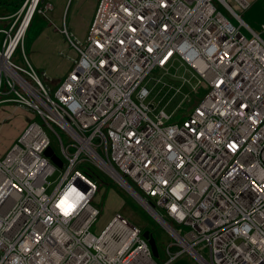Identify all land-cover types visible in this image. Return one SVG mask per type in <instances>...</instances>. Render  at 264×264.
<instances>
[{"label": "built area", "instance_id": "obj_1", "mask_svg": "<svg viewBox=\"0 0 264 264\" xmlns=\"http://www.w3.org/2000/svg\"><path fill=\"white\" fill-rule=\"evenodd\" d=\"M249 4L97 0L82 41L59 29L76 58L52 92L26 58L25 68L11 61L52 3L0 14L12 71L0 63V103L32 112L0 158V264H156L119 214L90 232L92 172L130 186L156 216L170 237L160 264H264V40L241 19ZM170 94L186 105L178 121L157 112ZM48 132L60 166L44 154ZM72 188L82 199L72 193L65 216L56 205Z\"/></svg>", "mask_w": 264, "mask_h": 264}, {"label": "rangeland", "instance_id": "obj_2", "mask_svg": "<svg viewBox=\"0 0 264 264\" xmlns=\"http://www.w3.org/2000/svg\"><path fill=\"white\" fill-rule=\"evenodd\" d=\"M43 2L46 1L43 0ZM21 3L22 0L20 1L19 4L21 5ZM18 6L16 7L17 9ZM16 8L12 6L1 7L0 14L6 15L8 13H11ZM218 9L225 15V17H227L230 20V22L233 25L235 26L238 25L237 20L233 19L221 6H218ZM50 12L47 14L46 17L39 14L33 15L29 23V26L22 37L23 39L21 41L22 44L20 43L21 45L18 46L17 50L12 56L11 61L14 64L25 68L26 61L24 60V58H26L28 60V63L34 68L33 64L30 62L31 59L29 57V50L27 45H29L28 42L32 41L29 40L30 38H32L35 34L39 33L47 25L51 24L49 22ZM240 16L241 19L254 32L259 33L262 39L264 40V0H250L249 6L244 10V12ZM4 24L5 23H0V28L3 27ZM59 29L60 28L55 30L58 34L61 35L62 40L64 39V41L67 43L66 36L63 33H61ZM240 30L245 36L247 37L250 36L248 31L244 27H241ZM66 33H68L69 37L73 40V42L77 43L76 39L69 33L67 29H66ZM64 46L65 49L60 51L61 53L58 52L59 56L62 57L63 61L64 62L67 61L65 63H61L63 73L65 71H68V69L70 68V63H69L70 59H71L70 60L71 65H73V62L75 61L74 52L76 54L75 49H73L69 44H68L69 47H66V45ZM21 47H23V49ZM57 61L59 60L57 59ZM36 73L40 78V80L42 81V84L51 92L60 84V82L63 80L66 74L65 72L61 76V78H57V77L48 78V77H44L41 74V71L38 69H36ZM21 76L27 77L25 73L21 74ZM2 83L4 84L3 81ZM170 96L171 94L165 97L164 99L166 100L164 102H161L157 106V112L160 110H164L166 112V115H168L169 117L173 116L172 121H178L181 119L182 114L185 111L186 105L179 104V98H176L169 103L167 99ZM35 120L37 122H40L39 118H36ZM48 136L51 142L52 150L54 151V153L59 154V147L57 144L56 137L52 132H48ZM54 178L55 176H50L48 177V180L52 181ZM92 204L99 210V214L94 224L90 228V232L92 234L98 235L103 230L105 225H107L114 218L116 214H119L128 223L137 227L138 229L143 231L145 229L153 232V237L155 239V242L157 243L159 256L158 257L152 256V259L156 264L161 263V259L164 256L162 247L163 245H165L170 241V237L163 230V228L155 221V219L127 191H125L122 187H119L118 184L113 182L111 179L105 178L103 184L100 187H98L97 192L94 198L92 199ZM190 264H197V263L191 260Z\"/></svg>", "mask_w": 264, "mask_h": 264}, {"label": "crops", "instance_id": "obj_3", "mask_svg": "<svg viewBox=\"0 0 264 264\" xmlns=\"http://www.w3.org/2000/svg\"><path fill=\"white\" fill-rule=\"evenodd\" d=\"M44 1H48L53 5V10L49 14L51 24L30 38L31 42L27 41L29 43L27 47L30 62L33 64L35 71L36 69L40 70L44 77L61 78L65 72L67 74L72 65L70 59V68L63 73L61 63L67 61L64 62L58 52L65 49L64 45L69 46L55 29L64 25L77 41H82L92 20L97 0ZM74 55L76 58L75 52ZM31 117L32 112L27 107L12 102L0 103V158L16 140Z\"/></svg>", "mask_w": 264, "mask_h": 264}, {"label": "water", "instance_id": "obj_4", "mask_svg": "<svg viewBox=\"0 0 264 264\" xmlns=\"http://www.w3.org/2000/svg\"><path fill=\"white\" fill-rule=\"evenodd\" d=\"M47 157H49L52 162H54L55 164H57L58 166L61 165V162L60 160L55 156V154L53 153V150L52 148H48L45 153H44ZM128 186V185H127ZM128 188L131 190L130 192L133 194H135L136 196H138L140 198V196L130 187L128 186ZM142 200V198H140ZM143 201V200H142ZM142 236L147 240L148 244H149V247H150V250H151V253H152V256L154 257H158V249H157V246H156V242H155V239L153 237V235L150 233V231L148 230H144L142 232Z\"/></svg>", "mask_w": 264, "mask_h": 264}, {"label": "bare ground", "instance_id": "obj_5", "mask_svg": "<svg viewBox=\"0 0 264 264\" xmlns=\"http://www.w3.org/2000/svg\"><path fill=\"white\" fill-rule=\"evenodd\" d=\"M24 0H22V2H23ZM39 0H33V2H38ZM7 2L9 3L8 5L9 6H12V7H14V5H12L11 3H10V1H8L7 0ZM20 3V2H19ZM42 3H43V0H42ZM1 7H7L6 5H1L0 6V8ZM53 10V9H52ZM8 14H10V13H8ZM8 14H6V15H8ZM33 15V14H32ZM9 16V15H8ZM4 63V65H3V69L5 70V71H8L9 73H10V71H9V69H6L5 67H6V65H5V62H4V60L3 59H1L0 58V63ZM12 72V71H11ZM116 183L120 186V187H122L125 191H131L129 188H128V186L125 184V183H123V182H121V181H117L116 180ZM1 188V187H0ZM130 194V193H129ZM131 196H133V198L137 201V202H139L140 203V205L155 219V221H156V216L152 213V211L148 208V206L141 200V199H139L138 197H136L134 194H130Z\"/></svg>", "mask_w": 264, "mask_h": 264}, {"label": "snow or ice", "instance_id": "obj_6", "mask_svg": "<svg viewBox=\"0 0 264 264\" xmlns=\"http://www.w3.org/2000/svg\"><path fill=\"white\" fill-rule=\"evenodd\" d=\"M163 62V61H162ZM72 193H76V189L72 188L69 190V193L66 194L56 205L58 208L61 209V211L63 212V214L65 216H68L76 207L75 203H70L69 202V196ZM77 195H79V193H76ZM80 199H82V197L80 196ZM173 211H175V208H173Z\"/></svg>", "mask_w": 264, "mask_h": 264}, {"label": "trees", "instance_id": "obj_7", "mask_svg": "<svg viewBox=\"0 0 264 264\" xmlns=\"http://www.w3.org/2000/svg\"><path fill=\"white\" fill-rule=\"evenodd\" d=\"M8 1H10V3H11L12 5H14V7L16 8V7L19 5V2H20L21 0H8ZM8 4H9V3L7 2V0H0V6H1V5L9 6ZM41 82H42V81H41ZM89 175H90L91 178H93V179L97 182L98 187H100V186L103 184L104 179L101 178V176H99L98 174L92 172V173H89ZM130 184H131V182H130ZM132 186H133V185H132ZM133 187H134V186H133ZM136 191H138V193H141V192H139V190H138L137 188H136ZM144 230H145V229H144ZM142 231H143V230H142ZM150 233L153 235V232H152V231H150ZM156 244H157V243H156Z\"/></svg>", "mask_w": 264, "mask_h": 264}, {"label": "clouds", "instance_id": "obj_8", "mask_svg": "<svg viewBox=\"0 0 264 264\" xmlns=\"http://www.w3.org/2000/svg\"><path fill=\"white\" fill-rule=\"evenodd\" d=\"M77 199H80V196L79 195H77Z\"/></svg>", "mask_w": 264, "mask_h": 264}]
</instances>
